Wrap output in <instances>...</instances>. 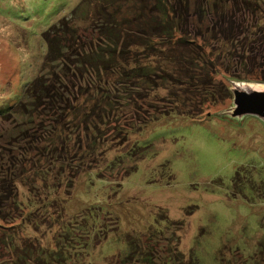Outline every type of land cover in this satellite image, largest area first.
I'll use <instances>...</instances> for the list:
<instances>
[{
    "label": "trees",
    "instance_id": "trees-1",
    "mask_svg": "<svg viewBox=\"0 0 264 264\" xmlns=\"http://www.w3.org/2000/svg\"><path fill=\"white\" fill-rule=\"evenodd\" d=\"M80 27L90 28L95 41L78 36ZM46 38L40 72L14 116H0L14 119L8 147L34 151L37 167L51 176L42 189L31 185L16 205L28 206L25 218L46 210L40 216L49 221L54 244L40 264H89L96 244L118 224L110 228L105 220L113 210L68 211L74 200L67 201L73 184L62 174L65 153L72 154L68 166L85 171L98 162L109 171L116 165L120 178L127 172L122 157L149 149L135 146L131 134L163 119L209 114L206 108L232 96L229 79L264 82V0H78ZM127 242L111 256L140 262L145 253L129 254L137 248ZM25 250L14 264L30 260Z\"/></svg>",
    "mask_w": 264,
    "mask_h": 264
},
{
    "label": "rangeland",
    "instance_id": "rangeland-1",
    "mask_svg": "<svg viewBox=\"0 0 264 264\" xmlns=\"http://www.w3.org/2000/svg\"><path fill=\"white\" fill-rule=\"evenodd\" d=\"M77 1L0 0V116H14L11 110L24 99L47 56V31ZM68 34L76 38L75 31ZM78 36L95 41L90 28L80 27ZM228 82L264 98V82ZM233 107L232 96L227 97L199 118H167L131 134L135 146L149 149L122 157L127 172L120 178L116 165L109 171L98 162L85 171L68 166L72 154L65 153L62 174L73 184L67 201L74 200L68 211L87 207L93 212L97 206L118 217L116 223L107 211L105 220L110 228L118 224L117 232L96 244L89 264H264V119L233 114ZM12 117H0V264H14L24 248L32 253L26 264H40L50 241L54 244L51 225L40 216L46 210L25 218L28 206L16 203L31 185L46 187L51 176L37 167L34 151L10 148L4 141L6 129L14 127ZM127 238L137 248L129 254L145 253L140 262L111 256L127 249Z\"/></svg>",
    "mask_w": 264,
    "mask_h": 264
},
{
    "label": "water",
    "instance_id": "water-1",
    "mask_svg": "<svg viewBox=\"0 0 264 264\" xmlns=\"http://www.w3.org/2000/svg\"><path fill=\"white\" fill-rule=\"evenodd\" d=\"M230 90L234 103L233 114L255 113L264 119V98L251 96L245 89L237 86L230 87Z\"/></svg>",
    "mask_w": 264,
    "mask_h": 264
}]
</instances>
